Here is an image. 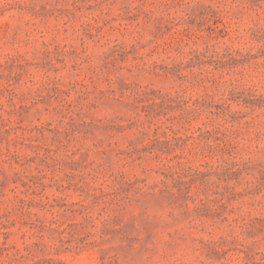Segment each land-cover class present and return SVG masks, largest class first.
<instances>
[{
  "label": "rangeland",
  "instance_id": "374dc122",
  "mask_svg": "<svg viewBox=\"0 0 264 264\" xmlns=\"http://www.w3.org/2000/svg\"><path fill=\"white\" fill-rule=\"evenodd\" d=\"M0 264H264V0H0Z\"/></svg>",
  "mask_w": 264,
  "mask_h": 264
}]
</instances>
